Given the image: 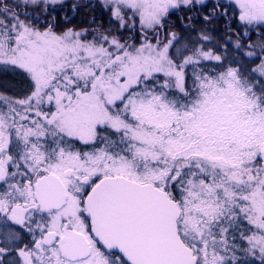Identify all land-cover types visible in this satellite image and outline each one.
I'll return each instance as SVG.
<instances>
[{"label": "snow or ice", "instance_id": "snow-or-ice-1", "mask_svg": "<svg viewBox=\"0 0 264 264\" xmlns=\"http://www.w3.org/2000/svg\"><path fill=\"white\" fill-rule=\"evenodd\" d=\"M0 264H264V0H0Z\"/></svg>", "mask_w": 264, "mask_h": 264}, {"label": "trees", "instance_id": "trees-1", "mask_svg": "<svg viewBox=\"0 0 264 264\" xmlns=\"http://www.w3.org/2000/svg\"><path fill=\"white\" fill-rule=\"evenodd\" d=\"M63 15V13H61ZM78 19H74L72 22L76 25H87V22L92 18V16H96L93 11L90 9H81L78 12ZM79 23V24H78ZM4 82L8 85L9 94H15L19 91L17 80L11 76L4 77Z\"/></svg>", "mask_w": 264, "mask_h": 264}, {"label": "rangeland", "instance_id": "rangeland-1", "mask_svg": "<svg viewBox=\"0 0 264 264\" xmlns=\"http://www.w3.org/2000/svg\"><path fill=\"white\" fill-rule=\"evenodd\" d=\"M91 10V9H90ZM91 11H93V10H91ZM93 13H95V15L96 16H99L100 15V13H99V11H93ZM69 15H71V14H69ZM79 18V16H78V14H76L74 17H73V20L74 19H78ZM79 24V23H78Z\"/></svg>", "mask_w": 264, "mask_h": 264}]
</instances>
